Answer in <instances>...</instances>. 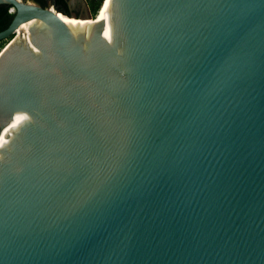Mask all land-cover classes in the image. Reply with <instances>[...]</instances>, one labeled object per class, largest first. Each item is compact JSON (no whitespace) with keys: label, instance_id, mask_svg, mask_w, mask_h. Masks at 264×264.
Listing matches in <instances>:
<instances>
[{"label":"water","instance_id":"1","mask_svg":"<svg viewBox=\"0 0 264 264\" xmlns=\"http://www.w3.org/2000/svg\"><path fill=\"white\" fill-rule=\"evenodd\" d=\"M2 3L0 264H264V0Z\"/></svg>","mask_w":264,"mask_h":264},{"label":"trees","instance_id":"2","mask_svg":"<svg viewBox=\"0 0 264 264\" xmlns=\"http://www.w3.org/2000/svg\"><path fill=\"white\" fill-rule=\"evenodd\" d=\"M37 2L42 6L52 5L55 9L61 11L64 14L71 15L74 14L79 16L83 14L86 8H88L89 13L92 17H95L100 11V6L103 0H32ZM9 4H0V31L5 29L12 20L13 14L9 12ZM86 21V20H82ZM6 40L0 41V49L7 43Z\"/></svg>","mask_w":264,"mask_h":264},{"label":"bare ground","instance_id":"3","mask_svg":"<svg viewBox=\"0 0 264 264\" xmlns=\"http://www.w3.org/2000/svg\"><path fill=\"white\" fill-rule=\"evenodd\" d=\"M109 0H105L104 4L101 6L99 13L97 14V18H100L101 15L103 14V12L106 9V6L108 4ZM61 16V18H63L67 23H69V26L71 27V29L73 30V32L75 34H78V25H90L93 22V19L89 18V17H70V16H66L65 14H59ZM86 20V21H82V20ZM23 26L26 27V24H24Z\"/></svg>","mask_w":264,"mask_h":264},{"label":"rangeland","instance_id":"4","mask_svg":"<svg viewBox=\"0 0 264 264\" xmlns=\"http://www.w3.org/2000/svg\"><path fill=\"white\" fill-rule=\"evenodd\" d=\"M89 13L88 9L85 7V11L83 12V14Z\"/></svg>","mask_w":264,"mask_h":264},{"label":"flooded vegetation","instance_id":"5","mask_svg":"<svg viewBox=\"0 0 264 264\" xmlns=\"http://www.w3.org/2000/svg\"><path fill=\"white\" fill-rule=\"evenodd\" d=\"M84 5H85V7H87V5L84 3ZM88 9V8H87ZM90 14V13H89ZM91 15V14H90ZM67 16V15H66ZM80 20H82V19H80Z\"/></svg>","mask_w":264,"mask_h":264},{"label":"snow or ice","instance_id":"6","mask_svg":"<svg viewBox=\"0 0 264 264\" xmlns=\"http://www.w3.org/2000/svg\"><path fill=\"white\" fill-rule=\"evenodd\" d=\"M20 119H23V117H19V118H18V121H19Z\"/></svg>","mask_w":264,"mask_h":264}]
</instances>
